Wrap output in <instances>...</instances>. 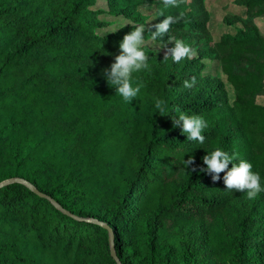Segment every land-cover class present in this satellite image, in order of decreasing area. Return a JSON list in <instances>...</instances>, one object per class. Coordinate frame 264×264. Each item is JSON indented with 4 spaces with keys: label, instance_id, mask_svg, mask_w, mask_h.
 I'll return each instance as SVG.
<instances>
[{
    "label": "trees",
    "instance_id": "trees-1",
    "mask_svg": "<svg viewBox=\"0 0 264 264\" xmlns=\"http://www.w3.org/2000/svg\"><path fill=\"white\" fill-rule=\"evenodd\" d=\"M204 1L104 0L96 11L95 0H0V183L15 180L0 187V264H208L203 246L213 264H264V191L239 214L225 173L214 182L199 171L220 148L251 163L264 187V0H233L243 15L222 22L238 28L215 41ZM141 6L153 24L182 16L162 39L145 31V42L180 39L194 56L176 63L142 46L151 72L132 73L144 87L128 103L103 70L143 25ZM99 13L130 23L98 34ZM204 48L230 102L221 81L200 76ZM177 108L207 122L204 143L174 126Z\"/></svg>",
    "mask_w": 264,
    "mask_h": 264
},
{
    "label": "clouds",
    "instance_id": "clouds-1",
    "mask_svg": "<svg viewBox=\"0 0 264 264\" xmlns=\"http://www.w3.org/2000/svg\"><path fill=\"white\" fill-rule=\"evenodd\" d=\"M184 0H163L165 8L179 7ZM182 16H165L159 23L152 24L150 28H146L145 25H138L130 33L123 37L122 42L119 44L120 54L115 56V62L111 64L110 70L104 69L105 77L109 86L116 89V93L121 95L123 99L130 103L137 97L141 88L144 87L142 82L133 86L132 73L142 70L151 72L150 65L148 63L149 57L143 51V45L145 44L144 33L150 31V38L153 41L162 39L170 31V27L180 21ZM170 42H174L172 47L166 48L164 60H167L171 56L172 60L179 63L183 59H191L194 55V49L185 44L180 39L169 38ZM197 81L195 77L191 80H185L183 87L191 89L196 85ZM155 108L161 116L168 114L167 103L162 99H155ZM179 112L178 119H174V126L182 125V133L187 136L188 141H198L204 143L205 136L204 130L207 128V122L202 116L197 114H186L181 112L179 108L176 109ZM203 163L206 168H200V172H206L211 174L212 180L218 181L220 179V173H225L223 180L228 191L246 192L248 199H255L257 195L264 191V187L261 185V176L259 173L252 171V164L239 160V163H234L237 160L236 154H229L220 148L212 151L203 158ZM186 167L194 165L195 161L193 157H189L184 161ZM229 164L232 167L229 169ZM193 171L196 168L192 169Z\"/></svg>",
    "mask_w": 264,
    "mask_h": 264
},
{
    "label": "rangeland",
    "instance_id": "rangeland-1",
    "mask_svg": "<svg viewBox=\"0 0 264 264\" xmlns=\"http://www.w3.org/2000/svg\"><path fill=\"white\" fill-rule=\"evenodd\" d=\"M204 7L208 17L207 29L209 31L210 38L212 41L217 40L223 34H235V30L236 28H238L237 24L229 27L225 26L222 22V19L225 15H237L240 17L243 15V9L234 6L233 0H206L204 1ZM90 9L96 11L105 10L106 6L104 0H95L94 5ZM138 12L144 20L143 25L149 26L155 22L152 7L141 6L138 8ZM96 18L99 22L102 23V28L96 31L98 34H104L114 31L117 28L128 25L130 23L124 18L110 16L105 13H99ZM256 25L258 27L259 33L264 36V20L256 21ZM165 45L168 47V43H156L146 41L143 46H145L149 51H151L152 54L164 58L166 51V48H164ZM199 62L200 76H207L209 78H214L218 81H221L223 83L224 91L227 95L228 102H230L232 99L231 89L225 83L224 76L219 70L217 61L213 58L211 52H209L207 48L201 49L199 51ZM256 102L258 104H261V100L258 98L256 99ZM260 196L261 195L259 193L255 199L250 200L247 198L246 192L237 193L228 205V208L233 212H238L239 214H246L250 212L251 203L256 199H259ZM201 234V228L196 227L193 229V235L195 238H200ZM208 251L209 248L203 246L202 252L206 255L205 260L208 262V264H213V262L207 255Z\"/></svg>",
    "mask_w": 264,
    "mask_h": 264
},
{
    "label": "water",
    "instance_id": "water-1",
    "mask_svg": "<svg viewBox=\"0 0 264 264\" xmlns=\"http://www.w3.org/2000/svg\"><path fill=\"white\" fill-rule=\"evenodd\" d=\"M15 180H10V181H6V182H2V183H0V187L2 186V185H4V184H6V183H8V182H14ZM109 236H110V243H111V232L109 231ZM110 252H111V256L115 259V256H114V254H113V252H112V247H110ZM118 264V263H117Z\"/></svg>",
    "mask_w": 264,
    "mask_h": 264
}]
</instances>
